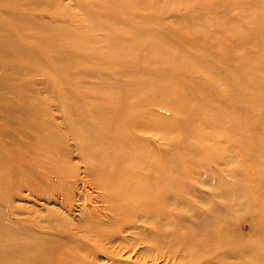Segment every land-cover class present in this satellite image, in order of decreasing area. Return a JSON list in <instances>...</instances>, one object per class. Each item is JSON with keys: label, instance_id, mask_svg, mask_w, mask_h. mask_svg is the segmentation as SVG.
<instances>
[{"label": "rangeland", "instance_id": "rangeland-1", "mask_svg": "<svg viewBox=\"0 0 264 264\" xmlns=\"http://www.w3.org/2000/svg\"><path fill=\"white\" fill-rule=\"evenodd\" d=\"M58 1L61 7L25 8L19 26L5 14L12 3H0V30L48 65L37 67L36 59L20 73L1 70L0 82L7 84L17 73L34 84L65 135L67 156L79 177L97 190H104L106 182L142 189L152 178L157 185L168 184L173 200L166 210L122 233L133 236L129 243L138 249V256L131 252L123 258L153 264L169 250V259L158 258L156 264H264V0ZM70 10L76 18L69 19ZM93 10L106 11L108 23ZM52 15L64 20L55 24L65 31L78 28L82 49L99 50L89 63L71 66L43 54L52 37H44L35 23L52 24ZM54 40L63 43L65 37ZM196 45L206 52L194 51ZM188 63L193 70H187ZM83 109L90 115L85 126L78 116ZM137 113L142 120L134 119ZM150 123L167 131L155 133L153 126L146 127ZM38 139L39 151L63 158L56 138ZM2 141L0 220L15 223L20 210L35 211L43 201L18 190L11 174L18 165L8 158L24 153L3 148ZM92 144L102 150L100 156L93 154ZM89 168H94L92 176ZM79 210L73 211L79 219L70 220L82 237L76 259L89 242L96 244L81 235L86 230ZM59 230L51 229L56 235ZM55 241L52 237V247ZM96 260L108 264L103 255Z\"/></svg>", "mask_w": 264, "mask_h": 264}, {"label": "bare ground", "instance_id": "bare-ground-1", "mask_svg": "<svg viewBox=\"0 0 264 264\" xmlns=\"http://www.w3.org/2000/svg\"><path fill=\"white\" fill-rule=\"evenodd\" d=\"M9 1L12 5L5 11V14L16 26L23 22V10L25 8H31L32 6L45 7L48 5L54 8L53 4L61 7L58 0ZM111 1H115L114 4H117L118 0ZM133 1L137 2L136 0H131V3H134ZM127 2L129 3L130 0H127ZM0 3L3 4V0H0ZM85 8L84 11L88 14V10ZM93 13L99 19L103 18V20L109 16L106 11L97 12L93 10ZM54 15L51 16L54 19L51 21L52 24L50 22H40L38 25L35 23L36 27L45 35L44 37H52L51 42L44 45L43 54H51L57 60L71 66L77 62L89 63L91 58L98 54L99 50L82 49V43L76 41L78 28L65 31L59 24H55V22L60 23V21L64 20ZM67 16L69 19L77 17L74 13H71V10L67 13ZM105 21L108 23L107 19ZM0 34L2 36L0 40V71L14 70L20 73V69H23L22 66H26L27 62L33 63L37 61L36 59H40L36 63L37 67H45L44 69L48 67L46 62L42 61L43 56H38L36 52L33 57L32 55L29 56L26 53L27 49L25 50L17 42L10 41L9 35L4 34L3 30H0ZM60 35L65 37V40H63V43L56 44L54 39L57 36L61 37ZM191 47L196 52H206L202 46ZM100 51L106 50L100 48ZM160 53L161 55H166L165 50ZM175 57L173 58L177 59V63H179L178 59L182 58V56L179 58H177L178 56ZM180 62L183 63L184 60L180 59ZM193 67V63H188L187 70H193ZM7 81L9 82L4 85L3 82H0V116H2V119H0V139H3V148H9L10 151L20 148V151L24 153L17 154L16 158L10 154L8 158L10 165H12V160L14 159H16L18 165V169L15 165L16 170L11 171L13 178L18 183V190L22 193L25 191V196L32 197L34 202L39 203V200L43 202L41 203L42 206H38L40 208L35 209V211H28L25 208L20 210L19 213L14 215H18L15 223L12 218H3V222L0 220V254L3 252V257L0 256V261L2 260L3 264H28L29 259L30 264H101L95 259L99 255H103L107 259L108 264H133L130 262L129 257L123 258V256H129L131 252L138 256V249H135L129 243L133 236L125 238L122 233L130 228H140L139 225L141 223L147 224V222L152 221L156 217V214L159 215L162 209L166 210L168 200H173L168 195V192H170L167 188L168 184L163 186L158 183L157 185L155 179L152 178V182L146 183V188L143 187L141 189L139 185L126 186L125 188L122 183H107L105 181L104 190L101 187V191H99L97 190V185L93 182L81 180L71 155L70 157L67 156L69 146L63 143L65 135L60 130L58 123L55 122L53 114L49 107L46 106V102L36 94L34 84L30 83L25 76H18L17 73L7 78ZM178 101L181 102L180 99H177ZM165 107L167 110H175L173 106L168 107L166 105ZM83 110L85 112L81 110L78 116L79 120L83 118L79 123L85 126L90 115L85 109ZM102 116L104 115H101V118ZM141 116V114L137 113L134 119L137 121L142 120ZM149 125L153 126L154 131L156 130L155 133L167 131L166 129H160L158 124L153 125L150 123L146 127L148 128ZM38 135L44 137V139H47V137L56 138L60 144L58 149L63 154V158L53 159L47 152L39 151L43 146L41 139H38ZM92 140L94 141V139ZM94 145L92 144L94 148L93 154L100 156L102 150L95 148L97 145ZM29 151L31 152L30 154H28ZM36 155H38L39 159L41 158L37 163L33 159ZM81 159L83 158L81 157ZM93 170L89 168L91 176L93 175ZM86 189H89L88 193ZM79 207L81 227L86 230H81V235L92 237L94 239L93 243L96 244L89 242L88 244L91 247L87 245V252H81L79 258L76 259L78 257L76 247L79 246L77 242L81 243L82 237L74 233L78 229H73L70 220L71 217L73 221L79 219L78 213H73ZM112 225H115V227L114 230L110 231V229H113ZM57 226L60 227L57 235L59 237L65 236V241L59 239L51 231L52 228ZM46 230H50V232ZM52 237L56 238V245L53 247L50 243ZM170 253L171 251L164 250L160 255L165 258ZM161 257L153 258L151 260L152 263L156 264V260L158 258L161 259ZM13 259L16 260L11 261ZM81 261L83 262L81 263Z\"/></svg>", "mask_w": 264, "mask_h": 264}]
</instances>
